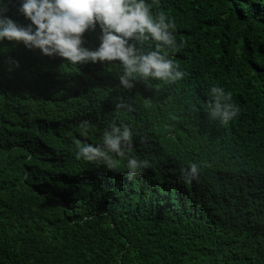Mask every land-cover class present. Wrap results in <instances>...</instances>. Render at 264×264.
Returning a JSON list of instances; mask_svg holds the SVG:
<instances>
[{
	"label": "trees",
	"instance_id": "1",
	"mask_svg": "<svg viewBox=\"0 0 264 264\" xmlns=\"http://www.w3.org/2000/svg\"><path fill=\"white\" fill-rule=\"evenodd\" d=\"M22 2L0 5L27 27ZM151 11L183 42L169 56L189 75L175 84L127 90L119 61L71 65L0 41V264H264V0ZM101 34L97 24L82 46L96 50ZM213 86L240 109L228 124L208 117ZM113 122L133 131L129 158L149 162L131 179L126 159L108 169L76 158V141L102 145Z\"/></svg>",
	"mask_w": 264,
	"mask_h": 264
},
{
	"label": "clouds",
	"instance_id": "2",
	"mask_svg": "<svg viewBox=\"0 0 264 264\" xmlns=\"http://www.w3.org/2000/svg\"><path fill=\"white\" fill-rule=\"evenodd\" d=\"M158 5L159 0L151 4L146 0H23L19 11L31 21L27 27L4 15L7 8L0 5V41L22 42L26 48L39 49L48 57L58 55L71 65L119 61L123 69L119 83L127 90L134 87L133 81L175 84L189 75L169 56L170 52H178L183 42L177 44L174 20L163 12L152 13V8ZM97 24L101 28V43L96 50H90L82 46V37ZM149 40L155 42V49L145 51L144 45ZM210 91L212 100L206 105L209 119L228 124L240 111L232 102L231 92L226 93L219 86ZM116 109L135 110L133 104L119 98ZM80 127L87 135L89 122L83 121ZM146 140L147 137L141 138L142 143ZM76 144L77 159L103 163L108 169H116L121 159H126L130 179L149 167L147 160L129 158L133 131L126 124H110L103 132L102 145L80 141ZM182 172L185 182L190 184L198 178L199 166L193 163Z\"/></svg>",
	"mask_w": 264,
	"mask_h": 264
}]
</instances>
